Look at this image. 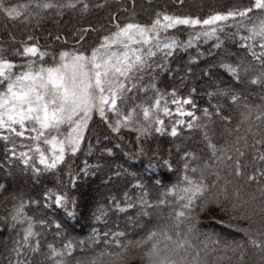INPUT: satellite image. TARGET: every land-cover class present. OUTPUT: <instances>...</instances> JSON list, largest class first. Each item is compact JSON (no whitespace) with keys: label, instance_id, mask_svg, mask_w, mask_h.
<instances>
[{"label":"trees","instance_id":"16d2710c","mask_svg":"<svg viewBox=\"0 0 264 264\" xmlns=\"http://www.w3.org/2000/svg\"><path fill=\"white\" fill-rule=\"evenodd\" d=\"M17 1L22 0H6L7 3ZM146 1L106 0L103 7L90 8L84 13L79 9H67L62 16H57L53 11L50 15L45 13L38 24L27 21L32 24L26 25L27 27L23 23L25 21L8 20L0 13V34L3 35L0 45H4L6 49L3 54L9 56L13 47H19L20 41L28 35H34L38 38L41 48L49 52L43 63L50 65L53 63V55L58 57L61 50H79L90 54L91 49L100 43V37L114 31V25L117 23H151L158 10L178 15H199L203 18L213 10L232 6L244 7L250 3V0H183L182 4L177 3V0ZM88 2L99 4L100 0ZM250 15L253 20H230L223 28L217 29L215 35H198L204 30L199 26H179L162 33L175 39L176 47L171 50L173 54L165 59V53L161 49L157 50L154 56L147 58L144 70L137 73L132 81L135 87L122 107L131 106L133 103L151 102L154 94L149 86L154 83L156 89L169 93L165 100L168 101L167 106L172 110V115H162L167 130L165 133L153 132L150 137H142L137 143L135 131L125 128L119 135L114 134L98 114L93 112L78 152L75 155L69 153L66 162L60 165L57 171L38 175H34L30 168L24 171V166L18 158L5 159L6 149L10 150L13 145L17 152L23 151V146H30L32 142L27 135L31 134L24 138H15L11 142L0 139V184L6 181L9 187L7 190H0V264H15L21 258L24 259L22 264H51L47 259L50 256L48 245L61 249L68 241L75 246L73 260L93 255L105 248L119 251L114 244L113 233H123L122 237L115 239L124 244L130 240H140L154 227L167 224L166 221L171 219L170 214L174 215V210L178 207L174 195H163L167 188L178 185L185 171L188 175L199 176L203 161L211 162V153L204 139V128H207L213 143H231L237 135L244 134L246 122L242 120L241 114H246L245 105L253 106L254 115L255 106L264 108V82L252 83V77L260 72L261 66L252 59L244 46L245 41L241 39L242 36L249 35L248 27L257 22V18L262 14L254 11ZM59 20L62 22L60 26H56ZM237 21L241 26H237ZM87 25H91L95 31H77ZM9 26L13 29L10 35L6 32L10 29ZM73 32L77 34L73 35ZM81 35L84 36L82 41ZM10 36H15L16 41L13 42ZM57 36L61 39H55ZM256 44L255 51L259 54V41H256ZM141 51L146 52L147 46L141 48ZM9 58L16 60L18 64L22 63L23 59L15 55H10ZM37 63L41 61L37 60ZM225 63L247 64L250 70L242 72L241 79L237 80L221 67ZM13 71L20 72L21 68L17 67ZM0 85H3L2 81ZM173 89L178 97L191 95L192 103L183 107L197 117L193 121L197 126L192 129L186 125H178L179 133L175 137L170 135L171 125L175 120L179 118L188 121L192 118L189 115L178 116L175 112L176 105L171 103L175 97L170 94ZM0 91H3V86H0ZM210 92L214 95L210 96ZM230 92L240 97L239 104L231 101ZM216 107L220 108L219 114H216ZM205 109L211 113L210 116L205 114ZM107 115L110 121L116 119L111 112ZM219 116L230 117V120L223 119L219 122ZM249 122L255 124L254 121ZM237 124L241 125L240 132L236 131ZM229 131L231 135H228ZM62 132H67L66 126L62 128ZM140 146L145 148L147 156L137 152ZM153 150L156 151L155 156L152 155ZM245 151L247 153V150ZM185 152L195 154L197 159L185 157ZM243 159L249 160L251 171L250 154ZM149 160L153 161L151 165ZM164 161L168 163L165 164ZM185 163L189 165L187 170ZM193 167L198 169L196 173L192 172ZM221 174L223 175V172ZM70 175L76 179L71 181ZM214 178L208 177V182ZM83 186L88 189L87 193L81 190ZM56 187L61 192H67L69 197L75 200L74 204L69 203L68 212L54 203L46 205L44 202L43 192L47 188ZM16 189L21 191L16 192ZM13 195L17 200L12 199ZM20 198L38 201L36 204H26L25 212L34 220H44L45 223L34 226L39 236L33 238L32 243L39 241L38 251L32 252L25 248L24 252L17 256L12 254L10 249L22 237V230L26 225L11 220L10 216L13 204ZM142 199L147 204L141 203ZM161 199L166 202L159 204ZM116 203L119 208L115 206ZM129 204L131 207L127 206ZM193 224L200 241L210 242L216 237L217 234L209 228L245 237L240 229L246 226V222L230 220L228 214L214 204L202 212L197 209ZM80 242H83L82 247ZM224 245L209 243V247H215L218 252L224 251ZM246 253L247 264H260V254L253 248H246ZM126 264H147V261L142 259L140 250L133 249L126 254Z\"/></svg>","mask_w":264,"mask_h":264},{"label":"snow or ice","instance_id":"6c2138e0","mask_svg":"<svg viewBox=\"0 0 264 264\" xmlns=\"http://www.w3.org/2000/svg\"><path fill=\"white\" fill-rule=\"evenodd\" d=\"M106 0L99 4H90L88 0H26L25 3H7L0 0V13L8 20H35L38 24L45 13L54 11L62 16L64 10L79 9L87 12L90 8L103 7ZM182 4L183 0H177ZM254 11L262 15L257 22L248 27L249 35L242 36L252 59L260 64V72L252 77V83L264 82V0H250L248 6H232L221 10H213L201 18L199 15H178L166 10H158L151 23L127 22L114 25L115 30L100 37V43L91 49L90 54L85 51L61 50L58 57L53 55V63L45 65L43 60L49 55L47 49H42L38 38L28 35L19 42V47H13L10 55L18 56L22 63L3 54L6 49L0 45V81L3 91H0V139L11 142L15 138L26 137L32 142L30 146H23V151L17 152L15 145L6 149V160L18 158L24 166V171L30 168L34 175L57 171L66 162V156L75 155L81 147L89 127V121L95 112L104 121L110 131L119 135L122 129L136 132V140L150 137L153 132L165 133V121L162 115L171 116L172 110L167 106L165 97L168 92L156 89L152 83L154 99L149 103H133L122 107L128 100L135 85L132 81L137 73L144 70L147 58L163 50L165 59L171 56L176 41L167 35H162L170 29L179 26L202 27L204 36L215 35L217 29L223 28L228 21H251L250 15ZM115 19V14H113ZM237 26H241L237 21ZM77 31H95L91 25ZM77 32H73L76 35ZM15 42L16 37L10 36ZM55 39H61L60 36ZM84 36H80L82 41ZM167 41V43H164ZM259 41V54L255 51ZM79 43V41H74ZM147 46V51L141 48ZM37 60L41 63H37ZM20 67V72L13 71ZM234 79H241L242 72H249L250 66L237 63L221 65ZM144 89H141L143 91ZM193 92L195 89L192 90ZM174 99L178 116L189 115L191 120L177 118L171 125L170 135L175 137L179 133L178 125H186L192 129L197 125L193 112H187L183 105L191 104V95L178 97L175 89L170 93ZM213 96L214 93H209ZM231 101L238 103L240 97L229 93ZM246 114L242 113V120L246 122L243 135H237L231 143L222 145L213 143L207 128H204V139L210 150V160H204L199 168V176H191L185 171L178 185L167 188L163 194L175 196L178 207L174 215L170 214L172 223L160 225L150 230L145 237L137 241H127L121 244L116 237L123 233H113L114 244L119 251L107 248L93 255L72 259L75 246L71 241L66 242L61 249L49 244L51 264H126V254L136 249L142 252V259L147 264H247L246 245L243 241L225 244L224 251H217L209 247V243L217 241H200L195 232L193 220L196 210L204 211L209 205H215L228 214L229 219L246 222L241 228L247 239V245L259 251L258 260L264 264V108L245 105ZM111 112L116 119L109 120L107 113ZM220 108L216 107V114ZM206 115H211L205 109ZM230 120V117H223ZM254 121L255 124L249 122ZM67 127L63 133L62 128ZM236 131H241V125H236ZM231 135V131L228 132ZM122 138V137H121ZM251 139V143H249ZM247 150V153L246 151ZM111 151V149H106ZM140 155L147 156L143 146L137 148ZM250 154L249 160L243 159ZM156 155V151H152ZM185 157L197 159L193 153H184ZM34 161H38L35 163ZM153 163L149 160V164ZM167 164V161H164ZM42 166V167H41ZM185 170L189 165L185 163ZM198 169L192 168L196 173ZM223 172V175L221 174ZM208 177H215L208 182ZM71 181L75 176H69ZM59 183V182H58ZM137 182V187H139ZM5 186L0 184V190ZM45 204L54 203L68 212L69 203L75 200L61 192L58 187L47 188L43 192ZM13 200H17L15 195ZM165 199L158 201L164 204ZM36 204V200L20 198L13 204L11 220L25 224L22 237L16 241L14 252L20 256L25 248L32 252L39 249V241L32 243L33 238L39 236L35 231L36 224L43 225L44 220L36 221L25 212L26 204ZM141 203L147 204L143 199ZM119 208V204L115 205ZM131 207V205H127ZM71 214V213H69ZM59 228V225L57 224ZM59 234V233H57ZM81 247L83 246V242ZM107 243V242H106ZM213 253H216L214 256ZM226 253H231L228 255ZM251 260V257L248 258ZM15 264H22L17 260ZM26 264V262H23Z\"/></svg>","mask_w":264,"mask_h":264},{"label":"rangeland","instance_id":"374dc122","mask_svg":"<svg viewBox=\"0 0 264 264\" xmlns=\"http://www.w3.org/2000/svg\"><path fill=\"white\" fill-rule=\"evenodd\" d=\"M137 1V0H136ZM142 2H147L146 0H141ZM171 1V0H170ZM196 1H198V0H196ZM200 1H202V0H200ZM26 1L25 0H22V1H17V2H14V3H25ZM131 13V12H130ZM89 19H90V17L89 16H87ZM91 20V19H90ZM31 21V23L32 24H34V23H36V21L35 20H30ZM53 21H55L56 22V20L54 19ZM91 21H93V20H91ZM62 22V20H59L57 23H56V26H60V23ZM23 23H25L24 25L26 26H28V25H32L31 23H29V22H27V21H25V22H23ZM23 25V26H24ZM26 26V27H27ZM10 27V29L9 30H6V32L10 35L11 33H12V26H9ZM60 30V28L58 29V31ZM58 33H60V32H58ZM1 37H3V35L2 34H0V38ZM262 96H264V94L262 95ZM237 104H239V102L237 103ZM222 122L223 121V118H221L220 116H219V122ZM220 125H221V123H220ZM3 180V179H2ZM4 181V180H3ZM0 182H1V180H0ZM5 183H2L4 186H5V188L3 189V190H7L9 187H8V184L6 183V181H4ZM81 190L83 191V193H87V191L86 190H88L87 188H85L84 186L81 188ZM19 191H21L20 189H16V192H19ZM2 210V208H1V206H0V211ZM159 223V222H158ZM166 223L168 224V225H170L171 223H172V221H171V219L170 220H167L166 221ZM210 229V231H214L217 235H216V237H214V239H212L211 241H217L218 243L217 244H219V243H221V244H234V243H239V242H241V241H243L244 243H245V245H246V248L248 249V250H250V249H252V247L251 246H249V245H247V239L242 235V236H238V235H234V234H232V233H230V232H227V231H225V230H218L217 228H209ZM216 245V244H215ZM14 247H15V243H14V245H13V247H11V249H10V251L12 252V254H15V252H14ZM258 254H260L259 253V251L258 250H256V249H254ZM24 259H22L21 258V260L20 261H23Z\"/></svg>","mask_w":264,"mask_h":264}]
</instances>
